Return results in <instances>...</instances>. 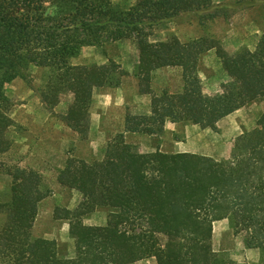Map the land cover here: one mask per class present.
<instances>
[{
  "label": "trees",
  "instance_id": "1",
  "mask_svg": "<svg viewBox=\"0 0 264 264\" xmlns=\"http://www.w3.org/2000/svg\"><path fill=\"white\" fill-rule=\"evenodd\" d=\"M34 2L24 0L22 6L19 0H0V97L4 101L3 84L16 76L25 79L31 65L49 68L51 75L39 89L42 102L52 109L63 93H70L73 99L62 121L83 140L88 137L93 90L118 87L128 74L110 58L104 64H70L68 59L83 45L103 46L133 37L142 94L151 93V72L165 66L182 67L196 85L199 56L215 50L229 77L220 93L204 96L191 82L181 92L152 95V114L131 118L149 124L141 126L138 121L129 127L127 122L131 132L157 133L166 119L214 128L235 110L264 101V37L254 51L244 48L235 54L228 53L215 38L200 37L189 43L175 38L148 41L144 26L170 21L180 13L196 14L210 0H135L128 9L111 0H54L47 7ZM219 6L213 5L217 10ZM21 10L24 20L18 15ZM145 17L150 20L145 22ZM110 26L113 31L109 33ZM2 111L0 107V153L9 147L4 130L12 122ZM151 122H157L159 128L154 130ZM17 173L10 202L0 203L5 208L0 211L7 214L0 227V264H97L101 259V264H107L103 252L90 258H81L80 252L96 244V248L110 249L114 256L122 254L132 238L118 227L127 223L129 212L141 217L130 225L166 235L165 245L159 244L157 251L142 250L146 256H155L159 264H234L220 258L211 246L212 222L223 218L235 232H245L246 248L264 250V109L255 126L235 139L227 160L159 149L141 152L122 132L108 141L104 160L90 165L80 162L73 169L67 165L58 181L77 189L83 201L76 214L63 209L66 215H58L56 209L54 216L70 220L69 233L78 252L75 259L58 257L53 241L32 236L37 203L45 195L37 192L34 171L18 169ZM98 206L113 208L104 226L73 221ZM104 235H111V246ZM141 258L133 253L113 262L126 264Z\"/></svg>",
  "mask_w": 264,
  "mask_h": 264
},
{
  "label": "rangeland",
  "instance_id": "2",
  "mask_svg": "<svg viewBox=\"0 0 264 264\" xmlns=\"http://www.w3.org/2000/svg\"><path fill=\"white\" fill-rule=\"evenodd\" d=\"M34 1L36 6L41 4L43 7H47L54 0ZM111 2L118 7L128 9L135 3V0H111ZM210 3L212 5L206 3L202 5V8L205 9H201L196 14L180 13L170 21L144 26V33L147 34L148 41L157 43L175 38L182 43H189L200 37H207L219 40L230 54L244 50L247 48L246 44L254 46L255 48L252 50L254 51L259 41L264 37V0H246L239 4H237L238 0H210ZM217 4L221 7L219 10L213 7ZM19 5L24 6V0H19ZM22 13L24 10L19 11L18 15L24 20ZM211 15L214 16L211 17ZM44 17L46 16L44 15ZM143 20L148 22L150 19L145 17ZM44 21L48 23L46 19ZM107 31L110 33L113 28L110 26ZM109 58L119 63L123 69L129 70L128 74L122 77L120 86H125L130 102L132 93L139 88V78L136 74L138 50L133 37L127 36L120 40L108 41L103 46L83 45L78 54L69 58L68 62L70 64H102V61L107 62ZM217 59L220 61L219 58L214 57L212 52L205 51L197 60L196 85L204 96L220 93L222 87L229 82V77H225L221 67L218 66ZM178 67H165L157 71L151 80V93L142 95V101L151 98L152 95L160 96L181 92L186 84L191 82L194 84L193 78L189 76L191 73H184L182 67ZM198 72H200L201 79ZM50 75L49 68L31 65L26 72L25 79L24 76H16L2 86L4 101L0 97L2 101L0 107L12 122L10 124L8 122L9 125H6L4 130L9 147L5 152L0 153V203L10 202L13 195L14 176L18 175V169L25 172L34 171L37 174V192L45 196L37 203L32 236L53 241L58 257L75 259L78 252L69 233L70 220L55 217L54 211L57 209L58 215H66V212L63 211L66 209L76 214L79 211L77 210L79 204L83 201V196L77 189L59 183L60 171L67 165L73 169L77 168L80 162L90 165L104 160L106 145L117 131L126 132V141L132 145H139L142 148L148 145L155 148L162 141L164 144V139L160 138L164 134V129L153 134L131 132L126 129L127 122L130 127L141 121L139 118L132 121L134 117L140 116L132 113L135 107H131L129 104L125 112L115 107L106 108L105 112L110 115L105 122V132L103 134L96 133L95 136L91 135L83 140L62 121V116L73 99L70 93H63L60 96L59 104L52 109L42 102L39 89L46 84ZM196 85L194 84V86ZM263 109L264 101L262 99L241 107L239 114L234 117V121L239 124L242 130L241 133L253 128L255 120ZM122 118L124 126H122ZM146 123L141 121L140 125L149 124ZM177 123H179V128L172 135L173 140L186 142L189 138L202 153L206 149L213 151L216 147H221L223 154L227 153V157L220 158L216 155L214 159L220 161L230 158L231 148L238 135L231 139L223 138L220 136L222 130L220 131L217 124L214 128H210L194 125L187 121ZM150 125L154 130L159 128L157 122L155 124L151 122ZM100 131L103 130L100 129ZM114 132L116 133L112 135ZM165 147L168 149L166 144ZM2 209L0 208V210ZM112 211L113 208L111 209L109 206H98L79 218L73 217L74 215L72 217L73 221H81L86 226L102 227L108 221ZM6 217L7 214L0 211V227L5 223ZM128 217L127 223L122 224L121 228L118 227L119 230L124 231L127 236L132 238L131 244L126 243V250L122 254L118 253L119 256H114L110 249H99L96 248V244H92L89 248L85 247L81 250L83 254L80 252V257L90 258L89 255L103 252V261L107 264H114L115 259L127 258L130 254L136 253L142 258L126 264H159L155 256H146L145 250L157 251L159 244L165 245L166 235L160 232L152 234L137 225H130L132 222L135 223L136 219L141 218L135 217L134 212H129ZM243 235L245 232H235L225 219L214 221L211 236L212 249L220 258L234 264H264V250L246 248ZM109 237L105 236L108 245L111 246L112 241ZM143 249H145L144 254ZM101 263L102 259L97 264Z\"/></svg>",
  "mask_w": 264,
  "mask_h": 264
},
{
  "label": "crops",
  "instance_id": "3",
  "mask_svg": "<svg viewBox=\"0 0 264 264\" xmlns=\"http://www.w3.org/2000/svg\"><path fill=\"white\" fill-rule=\"evenodd\" d=\"M246 45H247V48L251 51L255 48L254 46L253 47L249 46V44H246ZM208 52H212L214 57H217L214 49H210V50H208ZM217 61H218V59H217ZM104 63H106V61H104V62L102 61V64H104ZM218 66L221 67V70H222V72H224L225 77L228 78L226 72L222 69L220 61H218ZM165 67H171V66H165ZM165 67H160V68L153 70L151 72V80L153 79V76L155 75V73L157 71H159L160 69H163ZM174 67H178V66H174ZM126 71L129 72L128 69H126ZM199 73L200 72H198V76L201 79L202 77H200ZM217 89H219V88H217ZM142 95H145V94L140 93L139 88H138L135 92L132 93V98L130 99L131 100L130 101L131 103H130L128 98H127L128 93H127V90L125 89L124 85H121V86L119 85L118 87H111L109 89H106L104 87L95 88L93 90V93H92V101H91V105H90V125H89L88 137H91V135L95 136L96 133L97 134H103L105 132V127H106L105 122L108 120V116L110 115V114L105 112L106 108L115 107L118 109H122V111L125 112L127 106L130 104L131 107H135L134 111H132V113L135 114L136 116L151 115L152 114L151 98H148V99L146 98V99H144V101H142V99H141L143 97ZM95 101H97V103H95ZM141 102H143V104H141ZM240 110H241V108L235 110L234 112L223 117L222 119H220L216 123L218 128H220V131L222 130V132H220L221 133L220 136H222L223 138L231 139L232 137H236L237 135L239 136L242 134L241 133L242 130H241L239 124H237L234 121V117H236L237 114H239L238 112H240ZM123 120L124 119L122 118V121H121L123 123V124L121 123L122 126H124ZM102 122H103V124H102ZM255 122H256V120H255ZM254 126H255V124H253V127ZM178 128H179V123L172 122V121L166 119L165 123L163 125L164 134L162 136H160V138L164 139V144L162 141V142H160V145H157L155 148L148 146V145L146 147L142 148L141 146L137 145L138 150L141 152H153V151L159 149L160 151H162L164 153L187 152V153H195V154H199V155H205V156H209L212 158H216V155L220 158L227 157V155H226L227 153L223 154V149H221V147H216V149L213 151H207V149H206L202 153V152H200V150L198 148H196L195 145H193V143L191 142V139H189V138L186 140V142H181V141L178 142L177 140H173L172 135L176 132V130ZM100 129L103 131H100ZM204 130H207V129H204ZM210 131H212V130H210ZM115 133L116 132H114L112 135H114ZM117 133H122V131H117ZM124 134H125L124 137L126 140V134L127 133L125 132ZM165 144L168 147V149L165 147ZM133 145H135V144H133ZM224 219L227 220V222L230 226L229 220L227 218H223V219H219V220H215V221H220V220H224Z\"/></svg>",
  "mask_w": 264,
  "mask_h": 264
}]
</instances>
